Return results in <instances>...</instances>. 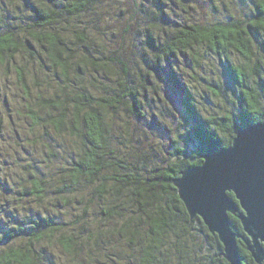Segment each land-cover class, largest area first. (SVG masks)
Here are the masks:
<instances>
[{
	"label": "rangeland",
	"instance_id": "374dc122",
	"mask_svg": "<svg viewBox=\"0 0 264 264\" xmlns=\"http://www.w3.org/2000/svg\"><path fill=\"white\" fill-rule=\"evenodd\" d=\"M66 1L69 0H0V32L20 33L16 39L21 42L16 52L5 53L0 60V208L7 209L3 214L4 236L19 231L7 241H45L38 253L39 264H48L46 257L56 256L50 250L54 243L65 253H73L77 240L96 250L99 258H90L88 264H132L126 257L130 250H136L134 240L121 232L124 226L127 232L134 230L140 221L128 202L136 185L117 184L113 177L132 173L145 178L148 171L177 163L182 155L197 149L196 124L186 102L198 117L214 124L237 121L245 91L256 96L257 106L264 111V26L256 25L259 19L255 0H100L39 30L59 31L73 49L72 60L89 51L96 60H111L115 76L121 70L119 62L125 63L130 86L141 103L139 117L129 110L130 99L117 102L121 89L112 82L107 87L94 66H82L77 71L82 83L73 72H69V81L62 82L59 71H53L43 50L31 38L36 29L32 26V4ZM188 22L247 26L251 31L248 55L243 57L232 49L215 55L206 45H199L171 61L175 74L167 70L151 73V81L144 83L142 79L149 73L146 62L153 58L150 42L167 39L174 27ZM260 22L264 25V17ZM26 39L34 45L33 53L24 48ZM229 65L243 70L244 87L228 76ZM20 73L23 86L18 80ZM170 75L177 78L186 94L178 90ZM72 82L80 90L85 87L98 101L113 103L104 111L96 106L103 117L106 137L102 171L93 178L79 176L74 185L69 171L85 147L83 125L74 123L72 102L65 101L76 89ZM53 102L63 105L55 108ZM225 117H229L228 121ZM108 163H121L124 168L107 166ZM36 184L42 187L39 195L32 194ZM101 186L102 197L96 191ZM117 188L122 192L118 200L114 196ZM38 201L54 203L41 212ZM27 207L31 211L25 220L31 219L32 212L40 220L17 223L10 214ZM58 232L61 235L57 239ZM70 239L71 249L66 251L61 241ZM76 260L84 264L78 256Z\"/></svg>",
	"mask_w": 264,
	"mask_h": 264
},
{
	"label": "trees",
	"instance_id": "16d2710c",
	"mask_svg": "<svg viewBox=\"0 0 264 264\" xmlns=\"http://www.w3.org/2000/svg\"><path fill=\"white\" fill-rule=\"evenodd\" d=\"M255 1L256 18L259 19L256 25L264 26L260 22L261 18L264 17V0ZM99 2L100 0H69L63 4L54 2L52 5H45L43 2L37 5L33 3L32 26L36 29L32 31L34 33H31L30 36L43 50V54L49 60V65L53 68V71H59L62 82L69 81V72L75 73V78L81 82L82 76L77 71H80L82 66H90L92 68L94 66L97 70H100L99 74L106 80L107 87H110L112 82L119 90H123L122 93L120 91V94L117 95V102L121 98L130 99L129 110L134 115L142 117L141 103L138 95L132 91L130 72L125 63L119 62L121 70L115 76V67L111 64V60L107 63L96 60L89 51L84 55L75 56L77 58L72 60V56H74L73 49L64 41L59 31H39L41 28L57 24L63 15H74ZM173 30V34L167 39H163L160 36L162 40L156 43L150 42L149 49L153 58L151 62H146L149 69L147 72L149 73L143 77L144 83L151 81L148 74H160L163 70L174 73L171 61L177 59L178 55H184L199 45H206L215 55H221L227 49H232L243 57H246L249 52L247 40L251 31L247 26L244 27L235 23H216L211 26H204L188 22L178 24ZM19 34L11 30L0 32V60L5 53L17 51V47L21 43L16 39ZM77 38L82 41L80 36H77ZM33 46L26 39L24 48L29 53L35 51ZM55 76L58 77L57 74ZM228 76L237 86H245L243 70L229 65ZM170 77L178 90L186 94L187 90L181 87L177 78L173 75H170ZM18 80L20 85L23 86L22 73L18 74ZM72 85H75L76 89L73 90V94L70 97H65V101L72 102L74 123L83 125V145L85 147L82 155L73 163L72 169L69 171L72 178L71 184L74 185L79 176L93 178L102 171L101 160L106 148V137L103 117L96 106L104 111L107 105L113 107V103L103 99L98 101L85 87L80 90V86H77V83L72 82ZM52 104L55 108H60L63 105L60 102H53ZM186 108L196 124L197 149L194 152L182 155L180 161L170 166L158 167L154 171H148V175L145 178L136 177L132 173L118 174L113 177L114 182L117 184L136 185L131 190L128 202L130 201V208H135L140 221L138 220L134 230L131 229L132 231L129 232L125 231V226L124 228L121 227L123 230L121 233L126 237H132L134 240V249L139 250V264H168V262L170 264H229L221 255L223 247L217 235L211 234L199 217L196 216L190 219L172 181L179 176L181 171L201 164V155L203 153H215L228 147L235 136L236 130L249 123L261 121L264 118V111L257 106L256 96L249 93V91L244 92L237 121L232 124L228 121L229 117L224 119L228 121V124L223 123V121L218 122L219 124H214L209 119L198 117L190 102H186ZM110 165L124 168L121 163L107 164V166ZM120 190V188H117L114 191L116 200L122 195ZM96 191L98 196H103V186ZM41 193V185L36 184L32 194L39 195ZM228 195L237 204L233 194L228 193ZM132 203H134V207ZM117 206L120 207L119 202ZM110 212H113V210L105 212V215L109 216ZM116 212L118 213V210ZM228 217L230 228L243 237V239L237 238L236 240L242 264H256L246 250L245 242L249 239L243 232L239 219L236 215L231 214ZM193 231L197 233H193ZM18 234H20L19 231L7 233L5 237L11 239ZM169 234L177 243L172 244V247L168 250L169 259H158V257L162 258L164 253L158 251L157 245L163 246L161 240L165 239ZM61 243H64L62 245H64L63 247L66 251H70L71 239L68 241L63 240ZM172 249H175V251ZM13 259L14 264H39L31 256L27 255L23 248L14 250ZM132 261V264H138L136 259H132ZM262 264H264V261Z\"/></svg>",
	"mask_w": 264,
	"mask_h": 264
},
{
	"label": "water",
	"instance_id": "95a60500",
	"mask_svg": "<svg viewBox=\"0 0 264 264\" xmlns=\"http://www.w3.org/2000/svg\"><path fill=\"white\" fill-rule=\"evenodd\" d=\"M202 163L180 172L172 183L190 219L199 217L222 244L229 264H242L228 215H236L256 264L264 261V118L236 130L231 144L203 153ZM232 193L234 200L228 195Z\"/></svg>",
	"mask_w": 264,
	"mask_h": 264
},
{
	"label": "clouds",
	"instance_id": "9594fccd",
	"mask_svg": "<svg viewBox=\"0 0 264 264\" xmlns=\"http://www.w3.org/2000/svg\"><path fill=\"white\" fill-rule=\"evenodd\" d=\"M3 203V201H0ZM54 203L52 201H38L37 205L39 210L42 212L45 209H48L51 204ZM70 210V209H69ZM31 211L30 207H27L23 210V212H15L11 213V217L16 218L17 223H32L40 220V217L37 213H31V219L25 220V217L28 216V213ZM7 212L6 208H0V244H6L5 247H0V264H14V250L19 247H23L25 253L32 257L34 261H40V257L38 255L39 250L42 244L45 241H36V240H25L23 238H17L12 240L10 243L7 241V238L4 236V230L6 225L3 221V214ZM77 227L78 226H73ZM61 233H56L57 239ZM177 243V241L169 234L165 239L161 240V244L163 246L157 245L158 251L164 253V256L158 257V259L167 260L169 259V249L172 247V244ZM51 251L56 253L55 257L47 256L48 264H77L76 256L79 257L80 261H83L84 264H88L90 258L98 259L99 257L96 255V250L92 245L85 243L84 241L77 240L74 242V252L73 253H65L58 243H54L51 248ZM175 251V249H172ZM108 254L111 253V249H106ZM139 250H130L126 257V260L136 259L139 264ZM114 258V257H113Z\"/></svg>",
	"mask_w": 264,
	"mask_h": 264
}]
</instances>
